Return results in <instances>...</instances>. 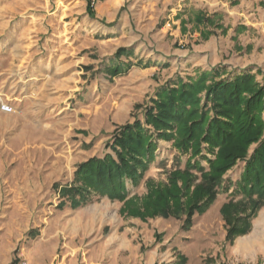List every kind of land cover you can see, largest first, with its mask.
<instances>
[{
  "label": "rangeland",
  "instance_id": "obj_1",
  "mask_svg": "<svg viewBox=\"0 0 264 264\" xmlns=\"http://www.w3.org/2000/svg\"><path fill=\"white\" fill-rule=\"evenodd\" d=\"M109 1L114 8L100 12L99 6ZM199 2L204 3L196 0V8L192 4L183 11L182 0H0V99L12 108L0 112V264H68V244L77 257L74 264H86L85 256L109 254L117 247L113 241L104 243L118 228L122 232L128 219L149 222L155 242L166 241L174 231L190 233L185 215L142 220L121 213L122 202L106 196L92 195L74 206L79 197L61 191L72 186L79 163L112 153L107 146L117 128L142 120L158 87L194 77L197 70L218 68L226 77L242 73L239 68L246 61L238 36L247 22L243 16L236 18L239 1L223 0L211 11ZM106 31L114 32L108 34L113 38L108 43ZM253 37L250 32L248 39ZM212 41L214 57L202 48ZM151 59L163 65L150 69ZM132 66L147 68L141 72L145 76L130 77ZM243 72L262 83L260 71ZM196 159L207 168L205 159ZM186 160L171 141L158 140L154 158L136 185L142 182L143 188L132 194L136 186L127 182V197L142 199L146 180L165 183L168 172L183 168ZM244 165L238 160L224 174L214 200L218 204L229 199L219 211L224 226L214 221L216 208L191 217L205 223V234H194L201 264H264L263 257L254 258L256 248L244 258L231 252L240 233L231 240L226 237L231 227L246 226L242 221L249 204L236 192ZM61 203L69 204L70 211ZM262 212L264 203L252 222L258 223L256 233L264 247V218L258 220ZM145 250L155 252L153 245L140 253ZM160 251L155 264L163 263Z\"/></svg>",
  "mask_w": 264,
  "mask_h": 264
},
{
  "label": "trees",
  "instance_id": "obj_2",
  "mask_svg": "<svg viewBox=\"0 0 264 264\" xmlns=\"http://www.w3.org/2000/svg\"><path fill=\"white\" fill-rule=\"evenodd\" d=\"M223 75L218 68L197 70L194 77L158 87L142 120L117 128L107 146L112 153L79 163L72 186L62 189V195H77L74 206L92 195L106 196L122 202L121 213L142 220L185 215L184 223L190 226L191 217L204 213L215 200L224 174L244 160L236 192L249 204L243 219L253 217L264 203V77L260 83L249 72ZM158 140L171 141L187 155L183 168L170 170L165 183L146 180L142 199L127 197V182L136 186L143 178ZM240 232L231 227L226 237L231 240Z\"/></svg>",
  "mask_w": 264,
  "mask_h": 264
},
{
  "label": "crops",
  "instance_id": "obj_3",
  "mask_svg": "<svg viewBox=\"0 0 264 264\" xmlns=\"http://www.w3.org/2000/svg\"><path fill=\"white\" fill-rule=\"evenodd\" d=\"M239 4L237 5V9L235 10L237 14L236 18L239 20L241 19V16L246 18V24L242 23L241 25L245 26V28L242 29L241 34L238 36V46L240 47V54L244 56V59L246 62L239 68V71H249L253 72L254 69L258 70L264 75V0H238ZM196 0H182V7L183 11H185L186 7H189V5H194L195 7ZM204 3H200V5H205V7L211 11L214 10L213 6H217L218 3L224 4L223 0H203ZM114 2L109 1L105 5L101 4L99 6L100 12L104 13L105 11L114 8ZM196 8V7H195ZM219 12H223L225 16L226 13L223 10H219ZM230 12V11H228ZM255 14L258 18L254 17ZM234 16V15H232ZM248 17V18H247ZM108 34H113L114 32H108ZM254 34L255 37L252 39H248L249 33ZM111 37H108L104 40V42H109L113 40L112 35H108ZM115 38V36H113ZM247 38V40H246ZM110 44V43H109ZM205 49H208L209 53L214 57L217 54V47L215 44V41L210 42L205 47H202ZM115 49V48H114ZM249 49V50H248ZM150 61H148L149 63ZM252 62H256V67L251 68L249 64ZM150 69H154V65H163L159 64V62H153L151 59V62L148 64ZM132 70L130 73V77L135 76H141L144 77L145 73H141L142 71H146L147 68L144 70H140L138 68L131 67ZM147 72V71H146ZM147 74V73H146ZM139 187L142 189L143 185L142 182L136 186L132 187V194H137L136 189ZM232 188V187H230ZM230 190V189H229ZM228 190V191H229ZM217 200V198L215 199ZM234 201V200H233ZM216 201H214L209 208L203 213H208L211 211V209L216 208L217 210V216L215 217V222L220 224L221 226L225 225V222L222 220V217L220 215V208L224 205L227 206L229 199L218 202V204H215ZM68 205V206H67ZM61 203V208L64 207L66 210V213L70 211L71 207L69 204ZM78 209V208H75ZM214 211V210H213ZM201 216V215H199ZM264 213H260V216H258V220H263ZM207 219V214L204 220ZM253 217L250 219L243 220L242 222L246 224L245 227H236L237 231L244 230V232H240V236H237L234 240V245L232 246L231 252L238 256V258H244L249 257L250 251L254 250L256 248V254L255 257L258 259V257L264 258V247L261 246L259 242V237L257 236V221L255 223L252 222ZM81 221V220H80ZM191 225L186 231H189L190 233H185L183 230H181V233H176L174 231V234L171 235L166 241L161 242H155V238H153V235L155 233V230L152 228V226L148 223H143L139 221L138 219H128L123 224H127L126 227L122 228V232H119L118 230H115L111 233V240L106 241L104 243V246L107 244H110V242H114V246H117L114 248L111 253L105 254V252H102L100 254L96 255H89L85 256V262L86 264H141L140 259H144V264H155L156 263V255L160 249L164 250L162 254L164 255V258L161 260L162 264H201L200 262V252L195 251V235L198 234L199 236L204 235L205 231L202 229V225H205V223H202V221L196 222L195 219L191 220ZM77 223V221H76ZM80 223V222H79ZM81 224V223H80ZM162 224V223H161ZM183 224L179 225V228L182 227ZM169 226H161L162 229H169ZM206 227V226H205ZM204 227V228H205ZM82 229V228H81ZM152 229V230H151ZM182 229V228H181ZM157 230V229H156ZM254 231V232H253ZM158 232V231H157ZM79 233V232H77ZM176 233V234H175ZM57 234V233H56ZM195 234V235H194ZM252 234V235H251ZM226 231L223 232V239L225 240ZM256 235V236H255ZM147 245H153L154 251H151L147 253V250H145L142 254L140 253V249L142 247H146ZM40 246V245H39ZM68 249L66 248L65 253H68V264H74L76 263L77 257L72 255V248L70 245H67ZM191 248L193 250H191ZM161 252V251H160ZM39 256H43V252L39 251L37 252ZM216 264L213 261H208V263L205 262V264ZM204 264V263H202Z\"/></svg>",
  "mask_w": 264,
  "mask_h": 264
},
{
  "label": "built area",
  "instance_id": "obj_4",
  "mask_svg": "<svg viewBox=\"0 0 264 264\" xmlns=\"http://www.w3.org/2000/svg\"><path fill=\"white\" fill-rule=\"evenodd\" d=\"M0 112L4 114L12 112V108L10 107V105L2 101L1 99H0Z\"/></svg>",
  "mask_w": 264,
  "mask_h": 264
}]
</instances>
